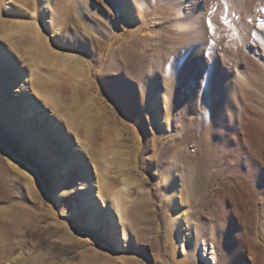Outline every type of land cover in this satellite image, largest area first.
<instances>
[{
	"label": "rangeland",
	"instance_id": "obj_1",
	"mask_svg": "<svg viewBox=\"0 0 264 264\" xmlns=\"http://www.w3.org/2000/svg\"><path fill=\"white\" fill-rule=\"evenodd\" d=\"M88 1L97 23L104 7ZM135 1L152 29L109 14L120 25L88 65L37 0H0V264H186L183 234L198 264H264V0H206L207 36L182 35L167 3ZM32 10L46 42L21 29ZM172 161L179 184L184 168L197 181L176 196ZM89 177L105 205L93 187L85 206Z\"/></svg>",
	"mask_w": 264,
	"mask_h": 264
},
{
	"label": "bare ground",
	"instance_id": "obj_2",
	"mask_svg": "<svg viewBox=\"0 0 264 264\" xmlns=\"http://www.w3.org/2000/svg\"><path fill=\"white\" fill-rule=\"evenodd\" d=\"M37 1L38 3L36 4L35 7L36 8L38 7V10L41 16H45V15L48 16L50 22L52 23L55 29V33L60 34L62 31H64V29H67L69 31L68 39L70 41H74L75 43L77 42L80 44L79 48L83 52V58H82L83 62H87L88 65L90 64L91 61L96 62L98 60L99 58L98 51H99V47L101 44V39L106 35V33L110 29L117 28L120 25L119 16H118V19L113 18V17H116L115 16L116 14L121 15L122 17L125 18L126 22L133 25L135 29L134 30L135 34L138 36H145L146 34L144 31L146 29L147 30L152 29L151 26L147 25L148 10L139 9V13L141 14L140 18H137L135 15H133L134 8H136L135 0H98L104 7V11L102 12L98 11V14L100 15V20H98L97 23H94L91 20H89V18H86L87 17L86 14L90 12V10H88L89 8L88 0H85L84 3L80 2V0H76L75 5L71 3L63 2L62 0H37ZM159 2H160L159 4L167 3L169 11L175 13L176 20L174 21V25L177 28H179L182 35L189 33V31H190V34H192L193 36L196 34L202 36L207 33L208 28L206 27V8H207L206 0H159ZM156 11L155 13H157ZM109 14H112L113 17H110ZM36 15H37L36 10H32L30 14L32 21L28 23L24 22L23 24H21V29L23 31L27 30L34 38H37L40 41L44 42L45 38L43 36L41 26L39 24L38 19L36 18ZM84 17H85V20H84ZM80 19H83L85 22H82ZM83 23H84L85 28L82 30L81 28L83 27L82 26ZM85 23H87L88 26ZM207 34L205 36H207ZM0 53L2 55H7L9 53V50L7 49V47L0 44ZM31 74H29L30 79L33 77V75ZM48 91L49 90L47 89L44 91H40L38 92L37 95L43 96V98L46 100H49V99L54 100L55 97L50 95ZM148 93H149V96L152 95L153 93L151 86H148ZM155 101L156 100L153 99V96H151L150 97V104H151L150 109H152L151 106L156 105ZM21 102H22V105H24L23 99L21 100ZM26 114L27 116H29L30 112L27 111ZM12 119H13V116H12ZM162 126L166 127V129H169L167 118H165V120L163 121ZM177 146L179 147L180 145H177ZM174 149L176 153L173 154L174 152L172 153V151L171 153L174 156L176 155L177 157L176 161L181 162L183 164L182 166H186L188 163L187 162V151H185L186 149L185 150L181 148H174ZM185 152H186V155H184ZM172 154H169L170 156L168 155L167 156L172 157ZM167 156L163 157V159L164 158L167 159L168 158ZM174 166H175V162L172 161L169 163V168H166L165 170V179H166L165 183L169 185V188L171 189V192H172L171 194L172 196H176V194L178 193L176 190H178L179 188L185 189V187H189V185L193 183L195 186L197 182L195 180L194 174L193 175L191 174L192 182L189 181L190 179L187 176H189L190 173H187L188 169L184 168V171L182 170L183 171L182 172V177H183L182 184H179L178 181L176 180V175L174 173V168H173ZM68 167L69 166L65 164L64 170L68 169ZM93 180L94 179L92 177H89V179L85 183L84 189L87 190L85 191V194H87V196L83 197L82 199L83 201H85L84 202L85 206L89 208L91 207V205L95 204L94 201L92 200L93 198L89 199V197L91 196V190L93 189V187H96L97 196L102 197V198H103L102 192H106L107 190L105 182L101 187L99 181L95 179V182H94ZM93 183L95 184V186L93 185ZM110 201L114 209L119 213L120 218L124 217L122 199L117 195V196H114L113 198H110ZM105 204H106V198H103V205ZM174 207H175V204L172 203V208ZM180 218L181 217L179 214L173 218L174 220L173 222L176 226L175 228L176 235H177L178 227L181 225ZM121 220L123 219L121 218ZM111 231L114 232V228H111ZM124 238H126L125 233H124ZM182 241H183V250L185 254V263L187 264L188 262V264H198L196 260L194 259L195 246H193V244H191L190 246L187 245V243L185 242L186 241L185 234H183ZM210 249L211 247L208 248L206 246L205 252H207V255L209 254L212 255L213 259H216V256L214 255L213 251L212 252L210 251Z\"/></svg>",
	"mask_w": 264,
	"mask_h": 264
}]
</instances>
